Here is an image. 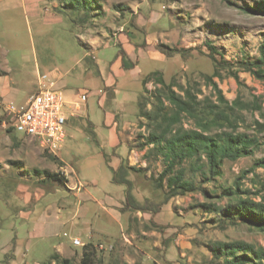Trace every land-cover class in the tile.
<instances>
[{
	"label": "rangeland",
	"instance_id": "obj_1",
	"mask_svg": "<svg viewBox=\"0 0 264 264\" xmlns=\"http://www.w3.org/2000/svg\"><path fill=\"white\" fill-rule=\"evenodd\" d=\"M69 1L0 0V57L20 89L15 107L25 106L24 99L38 86V70L62 88L68 101L63 109L67 136L57 151L64 164L34 139L0 125V238L12 239L17 229V254L7 239V252L0 244V264H44L60 246L62 257L80 264L89 243L97 249L94 264H217L212 252L217 241L264 246L263 232L246 224L221 226V212L215 211L233 204L223 193L237 180L241 195L256 201L264 196V168L253 169L264 157V130L256 126L257 120L264 123L259 111H236L237 131L257 137L258 143L251 154L226 159L220 176L204 183L190 161L184 163L187 177L207 195L197 190L170 198L159 183L163 155L157 146L141 147L152 132L162 130L160 118L150 120L143 113L164 114L159 97L168 112L174 111L161 84L153 79L144 85L153 72H161L181 95L188 89L197 96V115L207 119L215 116L210 110L221 109L213 106H219L216 92L206 80L215 71L227 100L257 102L264 112V82L239 66L242 59L257 58L264 43V14L247 11L256 0H92L79 10ZM211 54L218 60L223 54L229 67ZM232 72H238L240 83ZM82 94L88 99L82 101ZM75 101L82 109L71 117ZM197 125L184 113L174 127ZM222 130L232 129L213 125L211 134ZM128 147L127 165L141 169L130 172V189L114 182L117 155L125 157ZM36 170L60 171V176L44 180ZM62 178L68 183L62 184ZM76 184L81 192L74 191ZM19 188L30 192L28 217L9 215V201ZM37 190L45 195L36 201ZM75 237L84 245L75 246Z\"/></svg>",
	"mask_w": 264,
	"mask_h": 264
},
{
	"label": "trees",
	"instance_id": "obj_2",
	"mask_svg": "<svg viewBox=\"0 0 264 264\" xmlns=\"http://www.w3.org/2000/svg\"><path fill=\"white\" fill-rule=\"evenodd\" d=\"M92 2V0H71L68 5L71 8L79 10V8L90 7ZM247 11L253 14H264V0H256V4L248 6ZM209 46L211 50L216 52L214 45L209 44ZM259 52L260 55L253 60L242 59L239 62V66L241 70L250 72L255 78L264 82V43L261 44ZM220 55V60L216 59L213 54H211V57L216 63L221 64L224 68H228L229 62L224 58L223 54ZM218 76L220 75L217 71L212 75L206 76L207 84L215 90L219 104V106H213L215 108L221 106V109L218 111H209V114H215L211 119L197 115V96L188 89L185 90V95H181L174 90V85L166 83L161 72H153L143 80L145 86L153 79L161 84L165 99L174 108L173 113L168 112L163 99L159 97L164 114L155 113V116H153L151 112L143 113V116L150 120H158L160 118L159 124L162 130L159 133L152 132L147 141L141 145L142 148L148 145L157 146V149L163 155L165 168L159 176V183L161 187L166 186L168 188L170 198L197 190H201L207 195L202 185L198 184L192 177H187L189 169H186L184 166L186 161H190V169L193 172H197V176H200L202 178L201 181L205 183L222 174L221 168L226 159L234 161L246 154H251V147L258 143L257 137L238 132L237 124L234 120L236 111L245 109L259 111L261 116L264 117L262 105L257 102H244L240 97L230 102L226 99L221 89H219L218 83L215 81V78ZM231 76L239 83L241 82L238 72H232ZM184 113L197 119V128L185 129L183 127H174L181 122V117ZM162 123H165V125H162ZM213 125L219 128L228 126L232 130H222L221 132L211 134V127ZM256 126L264 130V123L258 120L256 121ZM8 129V132L13 131V129ZM50 157L62 164L54 154H51ZM258 167L264 168V157L255 162L253 169ZM140 170L137 167L121 164L119 169L115 171L114 182L126 185L127 189H130L132 185L131 180L128 178L130 172ZM36 172L41 175L44 174L45 170L43 172L36 170ZM57 173L51 171L48 174L45 173L44 180L49 178V180L57 181L55 178L60 176ZM164 182L165 185H163ZM61 183H67V181L64 182V178H62ZM240 193V182L238 180L235 181L233 187L224 191L223 194L234 202L233 204L229 203L226 207L215 208V211L221 212V226H223L222 224H246L264 233V196L261 201H256L252 197L243 196ZM259 193L260 191L254 194L258 195ZM127 198H132L130 192H128ZM204 206L210 208L209 205ZM135 208L139 209L138 207ZM96 252L97 249L93 243L84 245L80 264H94ZM212 252L213 260L217 264H264V246H258L244 240L217 241L213 244ZM53 262L56 264H75L71 259L62 257L57 253L51 257L49 262L44 264H52Z\"/></svg>",
	"mask_w": 264,
	"mask_h": 264
},
{
	"label": "built area",
	"instance_id": "obj_3",
	"mask_svg": "<svg viewBox=\"0 0 264 264\" xmlns=\"http://www.w3.org/2000/svg\"><path fill=\"white\" fill-rule=\"evenodd\" d=\"M87 95L82 94V101L87 100ZM68 103L65 94L57 83L47 73H38V89L28 100L25 106L17 109L13 105L3 106L5 117L3 124L26 137L34 139L39 146L51 154H56L63 147L66 139L65 126L68 117L63 115V109ZM75 111L70 116H76L80 111L81 103L75 101L71 104ZM75 246H83L79 238L73 241ZM103 247V245H101Z\"/></svg>",
	"mask_w": 264,
	"mask_h": 264
},
{
	"label": "crops",
	"instance_id": "obj_4",
	"mask_svg": "<svg viewBox=\"0 0 264 264\" xmlns=\"http://www.w3.org/2000/svg\"><path fill=\"white\" fill-rule=\"evenodd\" d=\"M15 6H19V4H16ZM14 7V6H13ZM9 70H10V68L7 66V62L6 61H2V63H1V57H0V100L5 104V105H13V106H15L18 102V98H19V96H20V89L18 88V87H15V86H13V84H12V81L10 80V77L8 76V74H9ZM40 71L38 70V73H39ZM110 79H109V81H110V83H112V82H114V78L113 77H109ZM37 87V88H36ZM37 89H38V86H35V89H34V92L33 93H30L24 100H25V102H24V105H26L27 104V102H28V100L30 99V97L33 95V94H35L36 92H37ZM88 99V98H87ZM0 110H2V114L0 115V125L2 126V128H4V129H6L7 130V126H5L4 124H3V121H4V119H8L7 117H5V111H4V108H3V106L2 105H0ZM9 130V129H8ZM119 138H120V142L121 143H126V146L128 145L129 146V144H128V141H127V138H126V136H123V138L121 139V136H120V134H119ZM133 151V150H132ZM125 154V153H124ZM58 159H59V161H61L62 162V164H64V161L61 159V157L59 156V154H54ZM128 155H129V147H128V151H127V154H125V157H123V156H121V154L119 155H117L118 156V158H120L119 159V164L121 165V164H128L127 163V157H128ZM130 159H133V157L132 156H130ZM119 165V166H120ZM62 166H64V165H61V167ZM59 172V171H58ZM68 183V182H67ZM68 185V184H67ZM23 189H26V188H19V189H17L16 190V194L17 195H13L15 198H16V201L14 200V197L13 198H11V200L9 201V204L8 203H6V206H7V204H8V207H9V215H11L10 214V212L11 213H13L14 215H16L17 213H20V215H23L24 217H28L29 215H31V211L30 210H32V209H30V210H27L26 208H27V206H29L28 204L29 203H27V202H30V198L29 197H27L29 194H30V192H28L29 191V189H26L27 190V192H24V190ZM81 188L79 187V186H77V184L75 185V189H74V191L75 190H77V191H79V192H81V190H80ZM31 194L33 195V193L31 192ZM35 196H36V201L38 200V199H41V196H44L45 195V192L44 191H41V190H37L36 191V193L34 194ZM21 198V199H20ZM35 201V202H36ZM27 203V204H26ZM36 204V203H35ZM50 205V204H49ZM36 208V207H35ZM34 208V209H35ZM56 208H62V206H60L59 204H56ZM33 209V210H34ZM7 210V209H6ZM58 211V210H57ZM81 211V210H80ZM57 213H59V212H57ZM15 217V216H14ZM13 217V218H14ZM12 218V219H13ZM57 218H58V216H57ZM46 224H48V223H46ZM15 232H14V236L12 237V239H10V238H7L8 240H11V241H9V243H13V246H15V248H14V250H15V253L17 254V229H16V227H15ZM1 232H2V235H4V231H3V229L1 230ZM5 236V235H4ZM3 236V237H4ZM3 237H1L0 238V244H2V246L6 249L5 250V252H7V250H8V248H9V246H4L5 244H6V240H4V241H2V239H3ZM75 238H79V237H75ZM74 238V239H75ZM74 239H73V241H74ZM80 239V238H79ZM74 244V243H73ZM63 252H64V246H60V249H58V251H57V254H59L60 256H63L62 254H63ZM16 259H14V261H15ZM13 261V262H14ZM14 264V263H13ZM34 264H36V263H34ZM52 264H56L55 262H53Z\"/></svg>",
	"mask_w": 264,
	"mask_h": 264
}]
</instances>
